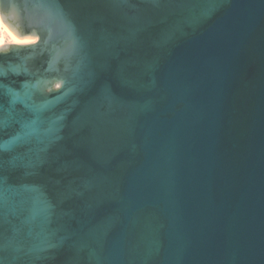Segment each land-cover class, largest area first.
<instances>
[{"label": "water", "instance_id": "water-1", "mask_svg": "<svg viewBox=\"0 0 264 264\" xmlns=\"http://www.w3.org/2000/svg\"><path fill=\"white\" fill-rule=\"evenodd\" d=\"M0 15L30 38L0 48V83L63 116L39 156L0 153V264H264V0H0ZM22 184L53 206L43 234Z\"/></svg>", "mask_w": 264, "mask_h": 264}, {"label": "snow or ice", "instance_id": "snow-or-ice-1", "mask_svg": "<svg viewBox=\"0 0 264 264\" xmlns=\"http://www.w3.org/2000/svg\"><path fill=\"white\" fill-rule=\"evenodd\" d=\"M15 40V36H13ZM3 39L0 38V44ZM18 44L28 43L27 40H16ZM28 88V85H25ZM8 96V109L5 113L2 105H0V153L10 150L12 144H31L35 141L37 147L30 149L35 155L46 150L43 147L44 141L57 132V125L63 119L62 115L47 116L46 113L52 111V107L47 100L38 103H29L31 100V92L25 91L24 95L14 89L0 83V98ZM17 103L24 104L29 109L31 115L25 118L23 115L17 116L15 113V105ZM9 120H14L19 125V131L9 139L3 138V130L9 126ZM14 195L17 198L18 205L23 206L30 204V216L25 222L38 220L42 227V234L46 232V226L51 223L52 204L47 200L46 194L38 185L22 184ZM7 196L6 189L2 181H0V207H2Z\"/></svg>", "mask_w": 264, "mask_h": 264}, {"label": "bare ground", "instance_id": "bare-ground-1", "mask_svg": "<svg viewBox=\"0 0 264 264\" xmlns=\"http://www.w3.org/2000/svg\"><path fill=\"white\" fill-rule=\"evenodd\" d=\"M13 34L12 32L9 30V28L6 26V24L4 23L1 15H0V38L3 39V43L0 44V48L8 45V44H12V43H16V40H27L29 42L30 38H16L15 40L13 39Z\"/></svg>", "mask_w": 264, "mask_h": 264}, {"label": "rangeland", "instance_id": "rangeland-1", "mask_svg": "<svg viewBox=\"0 0 264 264\" xmlns=\"http://www.w3.org/2000/svg\"><path fill=\"white\" fill-rule=\"evenodd\" d=\"M30 41V40H29ZM9 45V44H8ZM8 45H6V46H8ZM5 47V46H4ZM3 48V47H2Z\"/></svg>", "mask_w": 264, "mask_h": 264}]
</instances>
